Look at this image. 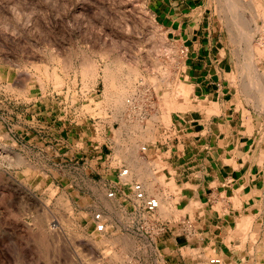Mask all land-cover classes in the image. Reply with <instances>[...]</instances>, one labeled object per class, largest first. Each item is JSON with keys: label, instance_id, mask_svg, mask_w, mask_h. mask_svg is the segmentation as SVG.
Here are the masks:
<instances>
[{"label": "rangeland", "instance_id": "374dc122", "mask_svg": "<svg viewBox=\"0 0 264 264\" xmlns=\"http://www.w3.org/2000/svg\"><path fill=\"white\" fill-rule=\"evenodd\" d=\"M202 18L230 46L233 67L222 86L207 88L185 66L163 61L172 41L187 45L188 20ZM258 33L264 0H0V264H73L89 255L103 264L132 255L200 264L202 248L222 253L224 264H264V120L242 158L219 135L234 114L247 127L254 112L264 116ZM152 70L164 77L160 113L142 136L166 138L170 150L142 160L137 147L107 146L116 133L108 110L119 111L132 82ZM203 150L210 157L200 195L181 206L178 178ZM120 157L173 196L164 208L170 231L153 249L137 235L95 232L102 217L119 216L105 192ZM182 218L206 241L186 237Z\"/></svg>", "mask_w": 264, "mask_h": 264}, {"label": "built area", "instance_id": "2783aa9c", "mask_svg": "<svg viewBox=\"0 0 264 264\" xmlns=\"http://www.w3.org/2000/svg\"><path fill=\"white\" fill-rule=\"evenodd\" d=\"M257 42L264 45L263 33L257 34ZM170 44L168 48L170 53L166 54L167 56L163 58V61L168 62V64L171 63L173 69L181 71L182 67L185 66L189 47L173 41ZM164 66V63H162L160 68L163 69ZM163 79L160 70H152L149 75H141L129 86L119 111L114 108L108 110V118L113 120L112 126L116 130L114 138L107 143V146L111 147L113 151H130L137 147L139 157L142 160H149L154 151L170 150L166 138L163 139V142L156 144V142L152 143L150 140H144L142 136L143 129L148 121L160 113L157 87L158 82ZM101 122L103 120L98 117L95 123L99 125ZM159 146L161 149H158ZM166 157L168 155L164 158ZM115 165L117 167L115 180L111 181L105 196L107 199L118 203L119 216L116 221H111L109 217H102L95 225V232L100 235L110 233L137 235L147 241L142 245L151 246L153 249L156 245L155 238L164 232L170 231L169 220L164 215V208H171L170 203L173 196L166 193L164 189L159 188L158 185L149 186L140 177L131 160L120 157L115 159ZM174 197L178 198L179 194ZM178 225L186 237H196V243L204 239L206 241L205 236L201 234L198 226L191 219L182 218ZM124 231L126 233H123ZM205 251L203 248L198 251V254L202 256L198 261L200 264H224L222 253L208 256ZM103 259V257L94 255L79 256L73 264H103ZM119 264L171 263L166 258H161V256L149 258L148 256L132 255Z\"/></svg>", "mask_w": 264, "mask_h": 264}, {"label": "crops", "instance_id": "0c3cea01", "mask_svg": "<svg viewBox=\"0 0 264 264\" xmlns=\"http://www.w3.org/2000/svg\"><path fill=\"white\" fill-rule=\"evenodd\" d=\"M187 23L185 36L188 38L189 53L185 60V67L191 72L194 79L202 80L207 88L212 81L214 84L222 86L225 83V74L231 72L233 67L232 53L226 38L217 25L209 20L207 22L205 18L198 22L190 19ZM263 120L264 116L254 112L251 116L250 126L247 127L241 112L234 114L231 120L225 118L219 134L222 135L220 142L224 147H230L229 151H233L234 157L242 158L246 146L245 139L250 138L251 131L255 132L262 128ZM207 143L209 145L207 149H209L211 141H207ZM202 153L195 155L194 159H188L189 161L186 163L188 166L183 169L178 178V184L181 185L179 195L181 206H188L191 204V200L200 195V189L205 182L203 172L208 170L210 151L203 150ZM206 229L211 231V227Z\"/></svg>", "mask_w": 264, "mask_h": 264}, {"label": "bare ground", "instance_id": "6f19581e", "mask_svg": "<svg viewBox=\"0 0 264 264\" xmlns=\"http://www.w3.org/2000/svg\"><path fill=\"white\" fill-rule=\"evenodd\" d=\"M230 11V10H229ZM250 81V80H249ZM252 89V88H251ZM186 93V92H185ZM124 241V240H123ZM126 243H127V241H126ZM114 259H121V257H114Z\"/></svg>", "mask_w": 264, "mask_h": 264}]
</instances>
